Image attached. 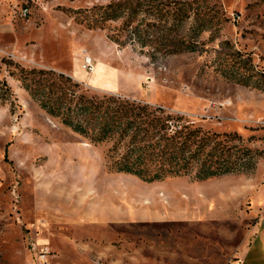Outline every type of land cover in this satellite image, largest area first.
Instances as JSON below:
<instances>
[{
	"label": "rangeland",
	"instance_id": "rangeland-1",
	"mask_svg": "<svg viewBox=\"0 0 264 264\" xmlns=\"http://www.w3.org/2000/svg\"><path fill=\"white\" fill-rule=\"evenodd\" d=\"M112 1L0 0V75L10 90L0 99V264L256 263L264 251V0H207L211 29L194 39L196 50L173 54L120 46L111 39L119 20L88 27L87 11ZM241 64L257 87L220 69ZM20 67L63 72L90 95L163 105L205 132H237L261 154L251 172L205 180L117 172L105 156L110 144L50 116L22 86ZM176 205L201 220L171 234H142L144 223L128 222ZM106 217L120 221L97 225Z\"/></svg>",
	"mask_w": 264,
	"mask_h": 264
},
{
	"label": "trees",
	"instance_id": "trees-1",
	"mask_svg": "<svg viewBox=\"0 0 264 264\" xmlns=\"http://www.w3.org/2000/svg\"><path fill=\"white\" fill-rule=\"evenodd\" d=\"M98 9L90 14L87 11L88 27H104L108 21L119 20L111 36L114 42L123 47L138 42L162 54L196 50L198 42L194 39L213 25L212 6L207 0H175L173 4L117 0ZM7 62L18 66L10 59ZM220 67L234 81L258 86L255 71L248 74L242 64L236 69ZM17 77L50 116L95 145L110 144L105 156L113 170L145 181L174 176L205 180L247 173L254 170L261 154L237 132H205L183 114L160 104L119 94L90 95L63 72L20 67ZM9 92L6 79L0 75V99Z\"/></svg>",
	"mask_w": 264,
	"mask_h": 264
},
{
	"label": "crops",
	"instance_id": "crops-1",
	"mask_svg": "<svg viewBox=\"0 0 264 264\" xmlns=\"http://www.w3.org/2000/svg\"><path fill=\"white\" fill-rule=\"evenodd\" d=\"M195 215V216H194ZM200 216L195 212V210L191 208H185L183 206H177L175 208H170L168 211L161 210L159 214L154 216H141L137 219H131L128 221L129 223H139L142 222L146 225L148 230L143 231L142 234H171L168 231V228L176 226L177 223L188 222V221H200ZM120 221L118 218H101L97 221V225L102 227H107L113 222ZM154 228H157L158 231H154ZM173 234V233H172ZM261 254L259 260L254 264H264V251L261 250Z\"/></svg>",
	"mask_w": 264,
	"mask_h": 264
},
{
	"label": "built area",
	"instance_id": "built-area-1",
	"mask_svg": "<svg viewBox=\"0 0 264 264\" xmlns=\"http://www.w3.org/2000/svg\"><path fill=\"white\" fill-rule=\"evenodd\" d=\"M84 67L88 68L90 70H93L94 63H93V59L91 56H85ZM233 264H244V260L242 258H239V259L235 260V262H233Z\"/></svg>",
	"mask_w": 264,
	"mask_h": 264
}]
</instances>
